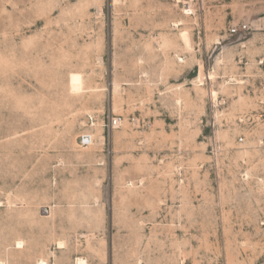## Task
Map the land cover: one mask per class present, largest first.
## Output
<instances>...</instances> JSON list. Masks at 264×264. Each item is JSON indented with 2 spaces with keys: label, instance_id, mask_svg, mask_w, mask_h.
<instances>
[{
  "label": "rangeland",
  "instance_id": "1",
  "mask_svg": "<svg viewBox=\"0 0 264 264\" xmlns=\"http://www.w3.org/2000/svg\"><path fill=\"white\" fill-rule=\"evenodd\" d=\"M262 181L264 0H0V264H264Z\"/></svg>",
  "mask_w": 264,
  "mask_h": 264
},
{
  "label": "built area",
  "instance_id": "2",
  "mask_svg": "<svg viewBox=\"0 0 264 264\" xmlns=\"http://www.w3.org/2000/svg\"><path fill=\"white\" fill-rule=\"evenodd\" d=\"M246 27H247V26L244 25V28H246ZM237 31H238L237 28H233V29L231 30L232 33H236ZM89 141H90V137L88 138L87 136H85V137L82 138V142H83V143H88ZM260 185L264 187V181H262V182L260 183Z\"/></svg>",
  "mask_w": 264,
  "mask_h": 264
},
{
  "label": "bare ground",
  "instance_id": "3",
  "mask_svg": "<svg viewBox=\"0 0 264 264\" xmlns=\"http://www.w3.org/2000/svg\"><path fill=\"white\" fill-rule=\"evenodd\" d=\"M213 97H214V98L217 97V93H216V91H213ZM79 261H80V264L83 263V260L80 259ZM40 263H41V264H48V263H47L46 261H44V260H43L42 262H40Z\"/></svg>",
  "mask_w": 264,
  "mask_h": 264
}]
</instances>
